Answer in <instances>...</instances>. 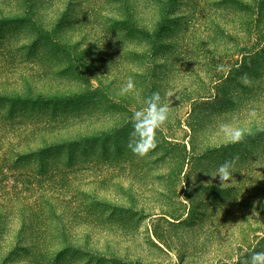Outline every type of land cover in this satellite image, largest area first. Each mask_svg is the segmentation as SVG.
<instances>
[{
  "label": "rangeland",
  "instance_id": "obj_1",
  "mask_svg": "<svg viewBox=\"0 0 264 264\" xmlns=\"http://www.w3.org/2000/svg\"><path fill=\"white\" fill-rule=\"evenodd\" d=\"M57 1L58 10L62 9L63 2ZM80 1L78 12L88 6L80 5ZM208 1H173L168 6L171 7L168 17L172 20L171 26L148 35L143 34V28L154 26L159 11H153V2H142L144 11L139 15L142 33L136 39L125 27L124 43L110 44L109 50L104 52V60L98 50L89 51L90 39H95L104 26L86 28L88 40L83 41L79 51L88 52L85 59L92 63L89 73L93 84L97 86L103 80L110 96L105 107L96 105L99 109L93 116L92 169L79 166L78 173L72 177L85 194L84 205L94 207L93 216L83 210L80 198L70 201V192L46 185L49 166L58 165L59 172L63 171L61 167L66 157L31 155L30 150L37 151L41 145H32L29 141L9 144L5 140L0 145V208L9 207L10 217L8 226L4 221L6 232L0 234V257L7 256L11 249L9 243L19 239L20 251L9 264H27L29 255L26 256L28 251L24 247L43 234L39 225L47 230L43 246L49 251L43 250L46 253L44 264H173V252L179 264H226L229 261L242 264L255 252L257 243L264 249V242L260 241V231L264 227V212L260 211V207L264 208V158L260 156L264 153L263 144L256 149L250 137L243 143L231 144L220 131V123L207 122L191 132L188 116L191 105L188 101L179 102L186 94L182 85L177 86L170 77L164 89L163 60L157 58L156 67L161 69L153 73L141 58L144 45L156 41L159 45L161 42L177 43L179 47H188L189 51L203 49L204 45L212 47L204 39L211 32V36H215L217 29L214 27L220 26L229 13ZM153 4L166 7L163 6L165 2ZM13 5V0H0V17L10 15ZM89 6L88 9L101 11L102 15L111 7L106 0H92ZM74 13L67 16L68 24ZM0 32L5 38L13 33L9 26ZM107 37L113 39L111 32ZM74 40L82 42L78 36H74ZM4 46L12 49L11 45ZM14 67L0 63V85L24 88L28 80L26 69L32 66ZM196 69L197 66L193 67ZM198 74L204 77L203 71L199 70ZM129 77L135 89L121 95ZM164 79L166 81L165 75ZM185 79L196 77L185 76ZM153 92H159L162 102L169 105L170 117L157 131L156 149L141 158L128 147L136 139L131 135L132 117L146 107L144 101ZM207 102L204 98L203 103ZM208 108L201 106V111L208 114ZM0 110L4 115L0 116V126L16 129L18 126H10L15 122L9 121L7 109L1 103ZM262 118L264 112L261 110L254 118L246 117L237 122L234 119L230 124L244 128L248 134L255 127L264 128ZM185 150L184 166L176 176L177 161L173 160L183 157ZM236 156L239 159L233 170L234 182L221 184L219 177L213 178L225 160ZM248 175L253 179L252 184L246 180ZM49 196L51 201L68 206L65 215H59L58 207L57 215H50ZM11 200L16 201L14 207ZM75 211L77 214H73ZM30 225H38L35 234ZM56 229H60V233H55ZM37 241L42 243V240Z\"/></svg>",
  "mask_w": 264,
  "mask_h": 264
},
{
  "label": "trees",
  "instance_id": "obj_2",
  "mask_svg": "<svg viewBox=\"0 0 264 264\" xmlns=\"http://www.w3.org/2000/svg\"><path fill=\"white\" fill-rule=\"evenodd\" d=\"M60 1L63 2V8L58 10L57 0H13L12 13L0 17V30L9 26L13 31L8 38L0 32V63L13 65L16 69L20 64L32 66L26 69L25 77L28 80L24 88L0 85V103L2 107H6L9 121L15 122L10 126H18L16 129L4 124L0 126V145L5 140L9 144L18 145L29 141V144L41 145L37 151L30 150L31 155H53L54 159L66 157L65 164L61 167L63 171L59 172L58 165L49 166L46 185L70 192V201L80 198L83 210L93 216L91 212L94 207L92 204L84 205L85 194L72 177L78 173L79 166L86 167L89 171L92 169L93 116L95 110L99 109L96 105L105 107L110 96L103 80L97 86L93 84L89 73L92 63L85 59L88 52L79 51L83 41L88 40L86 28H96L100 24L104 26L95 39H90L92 47L89 50H98L104 60V52L109 50L110 44L124 43L125 27L136 39L142 33L139 26V15L144 11L141 8L142 2H165L163 6H166L159 7L152 3L153 11L157 9L159 13L154 26L143 28V34L148 35L158 29L163 32L171 26L172 20L168 18L171 7L168 6L175 0H106L111 7H108L109 10L104 15L101 11L88 9L92 0L80 1V5L88 4L80 12L77 8L79 0ZM210 1L217 9L229 13L220 26L214 27L217 29L215 36H211V32V35L205 37L204 42L208 41L212 47L204 45L203 49L199 47L198 51L196 48L189 51L188 47H179L177 43L161 42L159 45L156 41L155 44H145L141 55L150 67L149 71L153 73L154 70L161 69L156 67L157 58L163 60L161 77L164 89L169 84L170 77L177 86L182 85L184 88L186 94L180 97L179 102L188 101L191 105L188 115L191 132H194V128L200 129L207 122L230 124L234 119L236 122L243 121L251 111H255L257 115L261 110L264 112V0ZM72 12L75 13L69 20V26L67 16ZM110 32L113 39L107 37ZM74 36L80 37L82 42L73 41ZM12 41H15L14 44H11ZM154 41L155 39L152 40ZM4 45H11L12 49ZM164 66L167 69L165 74ZM195 66L197 69L193 70ZM199 70L203 71L204 77L198 74ZM73 73L75 74L72 76ZM245 73L251 81L250 85L240 79ZM185 76H194L196 79L187 80ZM204 98L207 103H203ZM206 105L209 107L208 114L201 111V106ZM116 106L122 108L121 104ZM0 116L4 117L1 110ZM8 132L11 135H6ZM246 137L253 139L256 149L261 147V143L264 148V128L255 127ZM184 153L183 157L173 160L174 163L177 161L174 166L176 176L184 166L186 150ZM261 154L264 158V153ZM246 180L252 184L250 175L246 176ZM47 201L48 212H52L50 215H57V207L61 210L59 215L66 214L67 205L51 201L50 196ZM15 202L11 200L13 207ZM9 210V207L0 208V234L6 232L4 221L8 226ZM260 211L264 212V208L260 207ZM30 228L34 234L38 231V225H30ZM39 228L44 231L41 235L44 238L37 237L42 243L33 240L29 246L24 247L28 251L26 256L29 255L27 264H44L46 260L43 250L47 253L49 250L43 246V242L45 244L47 236L44 233L47 230L44 225H39ZM64 231L61 232L62 236ZM260 232V241L264 242V227ZM55 233H60V229H56ZM156 237L158 238L157 235ZM19 242V239H15L9 243L11 249L7 256L0 257V264L14 261L13 256L20 251ZM261 251L264 249L257 243L255 252Z\"/></svg>",
  "mask_w": 264,
  "mask_h": 264
},
{
  "label": "clouds",
  "instance_id": "obj_3",
  "mask_svg": "<svg viewBox=\"0 0 264 264\" xmlns=\"http://www.w3.org/2000/svg\"><path fill=\"white\" fill-rule=\"evenodd\" d=\"M228 70L230 71V69ZM240 79L245 84L250 85L251 83L246 73ZM134 89L135 83L129 77L126 85L121 89V95L131 93ZM144 103L146 107L133 114V132L131 135L136 139L128 145L133 154L141 158L148 156L151 151L156 149L158 146L157 131L168 123L170 117V107L167 103L162 102L159 92H153ZM248 115L254 118L257 114L255 111H251ZM220 131L231 144H240L246 139V130L232 124L221 125ZM238 159L239 157L236 156L231 160H225L217 169V174L213 178L219 177L221 184H226L229 181L234 182L233 170ZM171 255L173 264H179L176 253L173 252ZM226 264H231V262H226ZM242 264H264V251L253 252Z\"/></svg>",
  "mask_w": 264,
  "mask_h": 264
}]
</instances>
